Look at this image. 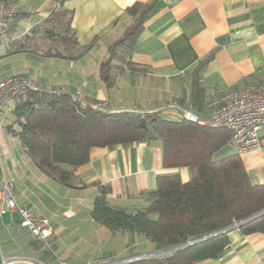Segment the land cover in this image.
I'll return each mask as SVG.
<instances>
[{
  "label": "crops",
  "instance_id": "obj_1",
  "mask_svg": "<svg viewBox=\"0 0 264 264\" xmlns=\"http://www.w3.org/2000/svg\"><path fill=\"white\" fill-rule=\"evenodd\" d=\"M17 12L8 33L0 37V81L21 73L42 86H53L96 99L113 111L162 109L177 118L175 104L209 113V101L225 91L264 84V0H62L71 10L72 27L80 46H93L81 57L44 55L48 42L41 32L28 41L30 50L8 53L60 8V0H7ZM152 3L144 27L131 53L144 72L125 70L112 88L99 75L109 46L133 22L127 8ZM211 57L199 72L203 96L192 97L196 66ZM202 99V100H201ZM14 100L0 116V189L5 179L14 181L18 203L46 216L52 234L46 240L32 236L19 225L20 214H0V264L4 258L39 264H101L158 249L144 235L112 233L92 216L98 188L109 184L107 196L115 205L135 207L148 203L144 193L156 187L160 174L187 167L165 168L159 142H133L116 147H93L89 160L75 169L76 187L66 186L40 170L9 130L15 123ZM230 152H235L233 148ZM253 184L264 183V140L260 148L240 154ZM84 187H79L81 184ZM230 241L215 258L197 264H264V233L229 231ZM143 239L144 251L133 245Z\"/></svg>",
  "mask_w": 264,
  "mask_h": 264
},
{
  "label": "trees",
  "instance_id": "obj_2",
  "mask_svg": "<svg viewBox=\"0 0 264 264\" xmlns=\"http://www.w3.org/2000/svg\"><path fill=\"white\" fill-rule=\"evenodd\" d=\"M60 5L8 53L30 50L31 36L41 32L49 41L44 55L83 56L94 41L80 46L72 27L73 13L62 6V0ZM151 5L137 2L127 8L133 22L110 44L109 56L100 64L99 75L106 88L114 87L127 69L144 72V66L134 62L131 53ZM210 58L201 60L193 72L192 97L196 103L204 91L199 72ZM12 100L15 123L9 130L19 137L41 171L66 186H77L75 169L89 160L90 150L96 146L113 148L157 141L162 146L165 168H189L191 176L186 181L179 172L158 175L156 187L144 192L148 203L143 206L112 204L107 198L112 187L95 182L98 193L92 216L112 233L143 234L158 250L186 244L119 264H197L215 258L229 244L230 230L201 238L264 210V183L253 184L240 154L225 151L231 131L187 119L184 110L191 109L181 104L182 109H176L178 117L172 118L163 108L113 111L96 99L61 88L30 89ZM238 229L244 234L264 233V213Z\"/></svg>",
  "mask_w": 264,
  "mask_h": 264
},
{
  "label": "built area",
  "instance_id": "obj_3",
  "mask_svg": "<svg viewBox=\"0 0 264 264\" xmlns=\"http://www.w3.org/2000/svg\"><path fill=\"white\" fill-rule=\"evenodd\" d=\"M16 8L0 0V37L10 29V22L16 15ZM45 88L55 90L58 87L42 86L34 79L18 73L0 81V116L6 104L16 96L30 89ZM176 109H182L175 104ZM211 118L203 119L191 110H184L187 119L201 124L209 123L214 127H224L231 131L228 145L239 154L260 148L263 145L264 130V84L256 83L246 87L225 91L209 101ZM15 184L5 179L0 189V214L14 212L20 214L19 225L37 239L46 240L52 234L50 220L26 204L18 203L14 195ZM5 264H24L27 260L4 258ZM33 264V263H31ZM39 264H44L40 262Z\"/></svg>",
  "mask_w": 264,
  "mask_h": 264
},
{
  "label": "water",
  "instance_id": "obj_4",
  "mask_svg": "<svg viewBox=\"0 0 264 264\" xmlns=\"http://www.w3.org/2000/svg\"><path fill=\"white\" fill-rule=\"evenodd\" d=\"M264 213V210H261L235 224H233L232 226L224 229V230H221L219 232H216V233H213V234H210L208 236H205L201 239H207V238H210L218 233H221V232H224L226 230H232V229H235V228H238L239 226H241L242 224L246 223V222H249L251 220H254L255 218L259 217L260 215H262ZM201 239H198V240H194L195 241H199ZM189 243H193V242H189ZM183 245H186V244H181V245H177V246H173V247H169V248H164V249H159L157 250L156 252H152V253H147V254H142V255H138V256H132V257H129V258H125V259H120V260H114V261H110V262H106V263H101V264H116V263H123V262H129V261H133V260H137V259H140V258H144V257H147V256H151V255H154V254H160V253H163V252H167V251H170V250H173V249H176L178 247H181Z\"/></svg>",
  "mask_w": 264,
  "mask_h": 264
},
{
  "label": "rangeland",
  "instance_id": "obj_5",
  "mask_svg": "<svg viewBox=\"0 0 264 264\" xmlns=\"http://www.w3.org/2000/svg\"><path fill=\"white\" fill-rule=\"evenodd\" d=\"M0 58H2V57H0ZM0 60H3V59H0ZM195 114L197 116L203 118V119H210L211 118V115L209 113H204L203 114V113H200V112H195ZM260 135H263V139H264V130H261ZM230 150H231L230 148H226L225 149L226 152H230ZM140 236L143 237V234H141ZM132 248H133V250H132V252H129V253H131L129 255H132V254H134L137 251L143 252L144 251V242H143V239H141L137 243H135ZM138 255H142V254H137L135 256H138ZM107 261H109V260H106V262ZM106 262L101 261L100 263H106ZM116 264H119V263H116Z\"/></svg>",
  "mask_w": 264,
  "mask_h": 264
},
{
  "label": "bare ground",
  "instance_id": "obj_6",
  "mask_svg": "<svg viewBox=\"0 0 264 264\" xmlns=\"http://www.w3.org/2000/svg\"><path fill=\"white\" fill-rule=\"evenodd\" d=\"M24 264H30V263H24Z\"/></svg>",
  "mask_w": 264,
  "mask_h": 264
}]
</instances>
